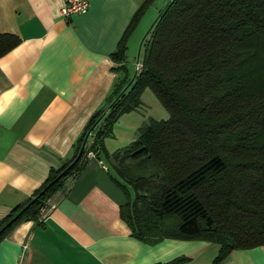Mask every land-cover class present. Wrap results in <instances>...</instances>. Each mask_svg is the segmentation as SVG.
Here are the masks:
<instances>
[{"label": "trees", "instance_id": "obj_1", "mask_svg": "<svg viewBox=\"0 0 264 264\" xmlns=\"http://www.w3.org/2000/svg\"><path fill=\"white\" fill-rule=\"evenodd\" d=\"M151 1L141 2L109 53L120 77L106 106L88 118L74 155L0 219V240L23 220L41 224L40 209L91 151L121 189L120 217L134 237L215 242L214 264L232 249L264 245V0H167L130 81L128 36ZM19 41L0 32V55ZM146 87L168 116L150 117L135 138L108 151L104 138L122 113L140 105Z\"/></svg>", "mask_w": 264, "mask_h": 264}, {"label": "crops", "instance_id": "obj_2", "mask_svg": "<svg viewBox=\"0 0 264 264\" xmlns=\"http://www.w3.org/2000/svg\"><path fill=\"white\" fill-rule=\"evenodd\" d=\"M142 1L89 0L84 13L64 19L62 0H0V32L20 38L0 55V219L74 155L88 118L106 106L120 77L109 53ZM131 139L122 132L121 140ZM64 185L48 198L41 224L26 219L8 230L0 264H146L178 256L186 260L176 264H214L215 242L134 237L119 213L124 195L95 156ZM218 264H264V245L232 249Z\"/></svg>", "mask_w": 264, "mask_h": 264}, {"label": "rangeland", "instance_id": "obj_3", "mask_svg": "<svg viewBox=\"0 0 264 264\" xmlns=\"http://www.w3.org/2000/svg\"><path fill=\"white\" fill-rule=\"evenodd\" d=\"M167 0H152L148 7H146L141 19L138 23V30H136L135 37L130 40V44L126 51V62L129 70H134V62L137 58L138 44L144 33L147 31L153 22L157 11L165 4ZM142 50V45L140 46ZM141 54V52H140ZM140 56V55H139ZM168 110L161 104L154 92L146 87L141 94V103L135 109L124 112L118 120L114 123L112 133L106 136L107 144L110 148H115L126 144L128 141L121 140V134L127 138H135L138 133V127L148 122L150 117L166 118ZM126 125L130 131L123 130ZM124 142V143H123ZM107 146V149H108ZM48 207L46 201V208Z\"/></svg>", "mask_w": 264, "mask_h": 264}, {"label": "built area", "instance_id": "obj_4", "mask_svg": "<svg viewBox=\"0 0 264 264\" xmlns=\"http://www.w3.org/2000/svg\"><path fill=\"white\" fill-rule=\"evenodd\" d=\"M88 6H89V0H62V5L59 9V13L64 19H68L72 14L84 13L87 10ZM141 67H142V59H141V56H138L136 58V61L134 62L135 73L139 72ZM90 135H91V133H90ZM89 141H91V140H89ZM89 155L94 156V153L90 151V152H88V156ZM99 160H100V163L102 165V168L106 169V165L102 161V159H99ZM47 208L42 207L40 209L42 217L46 213Z\"/></svg>", "mask_w": 264, "mask_h": 264}, {"label": "water", "instance_id": "obj_5", "mask_svg": "<svg viewBox=\"0 0 264 264\" xmlns=\"http://www.w3.org/2000/svg\"><path fill=\"white\" fill-rule=\"evenodd\" d=\"M146 32H147V31H146ZM146 32L144 33V35L142 36V38H141L140 41H139V44H138V51H137V57L140 55V46H141L142 40H143V38H144ZM135 74H136L135 71H133V74H132V77H131L130 81L134 78V75H135ZM127 84H128V83H127ZM64 186H66V185H64Z\"/></svg>", "mask_w": 264, "mask_h": 264}]
</instances>
